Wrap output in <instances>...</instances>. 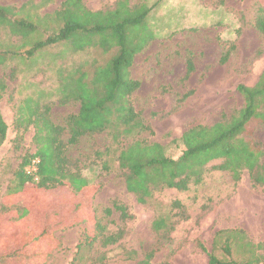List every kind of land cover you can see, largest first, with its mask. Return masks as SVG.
<instances>
[{"label":"rangeland","instance_id":"rangeland-1","mask_svg":"<svg viewBox=\"0 0 264 264\" xmlns=\"http://www.w3.org/2000/svg\"><path fill=\"white\" fill-rule=\"evenodd\" d=\"M64 1L0 0V5L14 9L16 18L35 26L25 38L0 28V52H5L0 78L6 85L0 114L7 125L0 147V209L7 188L13 186L14 172L25 156L36 152L35 129L30 122L33 112L48 106L52 123L65 127L66 118L79 111V102L72 99L69 89L63 92L65 85L77 84L79 73L89 81L95 68L104 66L117 52V48L103 51L97 38H92L88 46L77 44L79 50L70 43H59L27 57L24 52L35 42L44 41L61 27L58 15H62ZM80 1L92 14H106L120 0ZM128 5L150 9L146 33L137 39L138 44L152 35L129 69L131 79L140 83L131 96L133 108L151 129L137 139L160 144L167 156L176 159L183 150V132L196 125L210 126L221 115L240 109L243 101L237 86L252 87L258 81L264 69V35L255 28V20L264 16V11H259L264 10V0H128ZM187 58L194 70L185 78ZM248 130L251 139L264 145V126ZM67 132L61 137L64 142ZM126 144L111 143L107 134L99 133L81 137L66 153L97 188L87 201L104 228L103 235L114 236L117 242L106 246L100 238L91 242L93 218L68 227L69 216L74 214L68 215L70 208L61 207L60 202L70 201L68 189L61 187L47 192L48 213L60 217L57 227L52 230L51 224L37 223L44 239L57 242L52 251L42 249L39 264H137L150 254L152 264H208V254L222 261L264 264V187L251 188L247 171L235 183L229 172L213 169L220 160L212 161L198 185H190L185 192L164 189L143 205L126 191L118 167L119 149ZM35 163L37 159L25 168L32 176ZM175 201L179 208L171 206ZM115 205L123 206L127 217L123 218ZM35 218L31 214L25 220V233L32 234ZM159 218L172 226L168 242L152 229ZM2 226L0 264L38 263L29 258L32 255L27 247L41 245L42 238L13 239L15 230ZM50 233L53 239L48 237ZM22 242L28 245L17 250L23 247Z\"/></svg>","mask_w":264,"mask_h":264},{"label":"trees","instance_id":"trees-1","mask_svg":"<svg viewBox=\"0 0 264 264\" xmlns=\"http://www.w3.org/2000/svg\"><path fill=\"white\" fill-rule=\"evenodd\" d=\"M62 9L63 16L58 15L62 21L61 27L44 41L35 42L24 52L27 57L59 43H70L74 50H79L77 44L88 46L92 38H97L98 46L103 51L117 48V52L104 66L95 68L89 81L85 80L84 73H79L75 80L78 81L77 84L69 88L68 83L65 85L63 92L69 89L73 94L72 99L79 102L78 113L66 118L65 127L52 123L48 106L33 112L30 122L35 129L33 141L36 144V152L34 155L25 156L14 172L13 186L7 188L0 209V224L6 230H15L13 239L32 241L42 238L41 245L27 247L28 255L37 257L29 258L35 259L38 262L36 264H39L44 255L43 248L51 251L56 249L54 232L48 235L53 239L48 242V238L44 239V233L40 232L42 230L39 225L51 224L52 230L57 227L60 217L48 213L51 207L48 206L47 192L61 187L68 189L70 200L60 202L61 207L65 205L67 211L70 208L71 213L68 215L74 214L73 218L69 216L71 223L67 224L68 227L93 218L95 226L91 242L100 238L102 245L106 246L115 244L118 240L114 236L103 235L104 228L93 216L90 202L87 201V198L90 201L95 195L97 188L80 174L77 164L66 155L67 147L77 144L84 136L105 133L111 143H127L120 147L117 162L124 175L126 191L133 194L139 204H149L152 195L164 189L185 192L190 185H198L206 172V166L216 160L221 162L213 169L229 172L235 183L240 181L242 172L247 171L251 188L264 187V145L251 139L252 131L248 130L251 126H264V69L254 86H237V92L243 101L240 109L221 115L219 120L210 126L196 125L183 132V150L179 157L174 159L166 155L164 147L160 144L137 139L140 134L150 132L151 129L134 110L131 102V96L139 89L140 83L131 79L129 69L135 55L152 39L150 35L140 45L137 40L141 38V34L146 33L145 21L150 9L145 5L130 8L128 0H120L116 8L106 14H92L80 0H65ZM259 11L263 13L264 10ZM15 16L16 12L12 7L0 5V28L11 34H19L22 38L26 37L28 31L34 32L33 24ZM255 28L264 35V16L256 18ZM4 58L5 52H0V64ZM185 67L187 78L194 70L190 58H187ZM67 78L74 79L72 76ZM5 90V81L0 78V100ZM188 96L189 93L181 100ZM66 130L68 138L64 142L61 137ZM6 132L7 125L0 114V147L5 141ZM34 159H37V163L32 176L25 168L31 165ZM171 206L179 208L180 203L175 201ZM114 209L119 211L123 218L127 217L123 206L115 205ZM106 212L109 213V210ZM31 214L36 218L33 220L34 227L30 235L28 230L27 233L24 232V222ZM152 229L161 235L162 239L169 241L167 233L172 230V226L168 227L164 218L153 221ZM117 235L120 237L121 234ZM15 244L19 246V243ZM27 245V242H22L23 247L19 246L17 250H22ZM150 257L151 254L137 264H152ZM208 264L251 263L222 261L213 254H208Z\"/></svg>","mask_w":264,"mask_h":264},{"label":"crops","instance_id":"crops-1","mask_svg":"<svg viewBox=\"0 0 264 264\" xmlns=\"http://www.w3.org/2000/svg\"><path fill=\"white\" fill-rule=\"evenodd\" d=\"M242 229H245V230H247L248 228H242Z\"/></svg>","mask_w":264,"mask_h":264},{"label":"built area","instance_id":"built-area-1","mask_svg":"<svg viewBox=\"0 0 264 264\" xmlns=\"http://www.w3.org/2000/svg\"><path fill=\"white\" fill-rule=\"evenodd\" d=\"M33 170H35V168Z\"/></svg>","mask_w":264,"mask_h":264}]
</instances>
